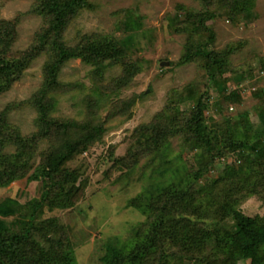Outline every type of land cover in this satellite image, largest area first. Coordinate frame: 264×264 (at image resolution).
<instances>
[{
  "label": "trees",
  "instance_id": "1",
  "mask_svg": "<svg viewBox=\"0 0 264 264\" xmlns=\"http://www.w3.org/2000/svg\"><path fill=\"white\" fill-rule=\"evenodd\" d=\"M195 1L177 2L165 15L167 29L182 37L177 64H195L194 77L169 90L160 109L117 145L107 135L130 120L137 100L150 94L123 96L145 71L146 58L138 51L154 44L156 27H144L132 8H122L112 12L115 32L83 31L76 19L99 8V1L31 0L27 12L39 15L41 23L30 44L20 48L15 44L24 12L3 16L0 2V100L44 58L43 79L31 96L0 103V264H74L70 225L44 217V210L77 206L93 181L105 187L103 182L146 176L141 162L156 161L174 139L178 151L151 178L165 176L184 159L186 182L171 175L144 184L128 204L146 216L125 239H104V264H264V221L242 207L255 196L264 203V86L256 85L264 75V54L238 59L249 39L218 47L214 28L219 19L252 25L257 0ZM77 58L90 67L89 85L61 77ZM113 69L120 71L108 75ZM69 93L82 96L78 116L58 113L61 97ZM113 94L118 98L111 99ZM247 96L255 99V115L241 108ZM23 107L36 112L28 132L10 118ZM24 179L20 187L28 192L19 188L11 196L13 184Z\"/></svg>",
  "mask_w": 264,
  "mask_h": 264
},
{
  "label": "rangeland",
  "instance_id": "2",
  "mask_svg": "<svg viewBox=\"0 0 264 264\" xmlns=\"http://www.w3.org/2000/svg\"><path fill=\"white\" fill-rule=\"evenodd\" d=\"M100 7L94 11H84L74 23L77 28L83 31H107L115 32L116 17L112 14L115 10L122 8H132L137 17L143 22V26L156 27L157 37L153 45L138 51L140 56H144L145 71L138 74L123 96L138 94L142 90L150 94L136 102L135 113L130 120L126 121L118 130L107 135V141L110 144L117 145L125 137L130 136L133 129L147 119L155 111L159 110L168 97V91L178 85L192 79L196 73V66L190 64H177L183 53V43L181 36L173 30L167 29L166 17L168 13L174 12L175 3L196 4L195 0H97ZM3 4L2 15L6 17L14 16L18 11L24 12L19 26V37L15 47L25 48L32 41L35 31L41 23V17L33 12H27L31 0H0ZM256 10L258 17L252 25L243 23L239 26H232L229 22L219 19L214 24L216 29V42L218 47H222L226 42L238 39L248 38L249 43L240 51L238 59L242 56H248L252 52L264 54V0H257ZM74 32V31H72ZM168 61V64H166ZM44 58L41 57L34 61L24 76L13 82L12 88L1 96L0 103L20 102L31 96L33 91L40 85L43 74L42 66ZM146 65H148L146 67ZM169 67L163 70L162 67ZM90 67L83 64L79 58L72 59L69 64L62 70V79L70 82H81L89 85L90 80L86 70ZM118 69L108 70L107 74L118 73ZM256 85L264 86V75ZM248 86H251L248 84ZM248 94V92H247ZM63 96V95H62ZM82 96L79 93L75 96L72 94L64 95L59 102V114L68 116H78L83 108L80 102ZM118 95L113 94L111 99H117ZM255 99L247 96L241 108L251 111L255 115ZM232 106V105H231ZM233 109V108H231ZM236 108H234L235 110ZM237 111V110H236ZM78 113V115H77ZM36 112L30 107L14 109L10 114L11 121L19 125L23 132H28L34 128V118ZM172 144V145H171ZM170 147L158 153L156 161L143 160L141 167L146 170V176L138 178L128 176L125 180L117 183L103 182L99 186L97 181L89 185L87 198L81 201L77 206L67 210L50 209L44 210L43 216H56L66 221L71 227V235L75 241L76 257L74 264H104L101 256L106 252L104 239L115 235L119 238H126L128 230L136 222L143 220L145 214L128 201L134 197L136 192L144 189L142 186L146 183L161 181L172 175L178 183L184 184L187 180V169L182 167L183 160H177L176 164L163 177L151 178L160 175L164 168L169 166V157L178 151L177 139H174ZM46 146L41 144L40 148ZM108 146V145H107ZM123 150V149H121ZM161 156L165 157L161 161ZM165 163L161 165L162 162ZM92 162V161H90ZM168 165V166H167ZM176 169V173L175 170ZM93 179H100L98 176ZM25 179L20 182H13L11 196H15L20 190V185L25 183ZM38 188V183H34ZM126 184H130L125 186ZM31 186V184H30ZM28 192L29 188L22 189ZM41 192V191H40ZM22 196V193H19ZM39 195V192L38 194ZM243 211L257 219L258 223L264 221V203L259 197L255 196L247 200L242 205ZM124 240H121L123 242Z\"/></svg>",
  "mask_w": 264,
  "mask_h": 264
},
{
  "label": "water",
  "instance_id": "3",
  "mask_svg": "<svg viewBox=\"0 0 264 264\" xmlns=\"http://www.w3.org/2000/svg\"><path fill=\"white\" fill-rule=\"evenodd\" d=\"M166 64H168V61H166Z\"/></svg>",
  "mask_w": 264,
  "mask_h": 264
},
{
  "label": "clouds",
  "instance_id": "4",
  "mask_svg": "<svg viewBox=\"0 0 264 264\" xmlns=\"http://www.w3.org/2000/svg\"><path fill=\"white\" fill-rule=\"evenodd\" d=\"M232 108V107H231Z\"/></svg>",
  "mask_w": 264,
  "mask_h": 264
}]
</instances>
